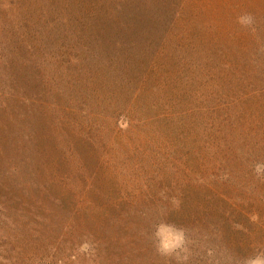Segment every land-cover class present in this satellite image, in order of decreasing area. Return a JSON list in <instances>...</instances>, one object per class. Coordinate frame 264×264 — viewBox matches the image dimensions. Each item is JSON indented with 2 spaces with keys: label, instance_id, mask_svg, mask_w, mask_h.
<instances>
[{
  "label": "rangeland",
  "instance_id": "obj_1",
  "mask_svg": "<svg viewBox=\"0 0 264 264\" xmlns=\"http://www.w3.org/2000/svg\"><path fill=\"white\" fill-rule=\"evenodd\" d=\"M257 256L264 0H0V264Z\"/></svg>",
  "mask_w": 264,
  "mask_h": 264
},
{
  "label": "clouds",
  "instance_id": "obj_2",
  "mask_svg": "<svg viewBox=\"0 0 264 264\" xmlns=\"http://www.w3.org/2000/svg\"><path fill=\"white\" fill-rule=\"evenodd\" d=\"M156 236L159 241V251L165 254L181 248L184 243L183 232L175 229L171 225H159ZM247 264H264V257L257 256L255 259L248 260Z\"/></svg>",
  "mask_w": 264,
  "mask_h": 264
}]
</instances>
